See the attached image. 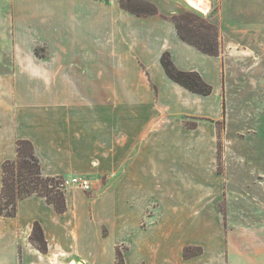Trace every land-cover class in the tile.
<instances>
[{
  "label": "crops",
  "instance_id": "obj_1",
  "mask_svg": "<svg viewBox=\"0 0 264 264\" xmlns=\"http://www.w3.org/2000/svg\"><path fill=\"white\" fill-rule=\"evenodd\" d=\"M178 5L0 0V31L29 48L17 62L33 63L0 76L17 80L13 106L0 105V195L20 140L33 144L44 176L92 183L65 190L62 213L32 195L14 217L0 214V264H117L122 247L125 264H264V184L253 200L234 193L250 188L217 175L216 128L200 120L223 115L222 55L200 49L189 30L198 23L163 17ZM217 5L210 21L228 27ZM164 54L212 93L171 79ZM36 224L46 253L31 241ZM189 246L203 253L186 259Z\"/></svg>",
  "mask_w": 264,
  "mask_h": 264
},
{
  "label": "rangeland",
  "instance_id": "obj_2",
  "mask_svg": "<svg viewBox=\"0 0 264 264\" xmlns=\"http://www.w3.org/2000/svg\"><path fill=\"white\" fill-rule=\"evenodd\" d=\"M177 1L181 13L164 18L183 19L179 20L180 24H184V19L195 25L204 21L213 24L210 17L217 11V1L223 14L229 18L228 27L220 28V24L214 23L217 28V53L222 55L224 62L223 115L218 120H200L211 122L216 128L217 175L233 185L249 186L250 190L234 192L238 195L248 193L247 197L240 195L242 200L256 199L260 191L254 186L264 184V0H205L206 9H210L206 16L200 11L206 9L191 7L189 0ZM133 7L142 10L138 3ZM147 10L151 11L148 7ZM18 44L11 31H0V76L18 70H32V62L16 61V55L28 54L29 49ZM42 65L48 67L50 64ZM16 81L14 78H0V96L5 94L0 97V105L13 106L10 96L15 94ZM197 124V121L193 123L189 120L186 126L195 128ZM189 247L195 254L193 248L196 246ZM123 250L122 247V256Z\"/></svg>",
  "mask_w": 264,
  "mask_h": 264
},
{
  "label": "trees",
  "instance_id": "obj_3",
  "mask_svg": "<svg viewBox=\"0 0 264 264\" xmlns=\"http://www.w3.org/2000/svg\"><path fill=\"white\" fill-rule=\"evenodd\" d=\"M109 3L110 0H102ZM124 4V3H123ZM125 5V4H124ZM205 29V32H201ZM194 32L197 45L204 52L216 55L217 46V28L215 25L204 21L198 23L195 28H189ZM212 32V33H211ZM212 38V40H211ZM163 66L171 79L179 83L186 89L201 95H210L212 88L207 85L197 73H187L177 70L169 54L162 57ZM60 177H46L42 172V165L33 144L27 140L17 142V158L13 161H7L3 165V189L0 195V214L14 217L17 213V203L20 199L38 195L47 199L55 206L58 212H64L66 209L65 194L58 189ZM31 241L43 253L48 251V243L44 237L43 230L39 224H36L31 236ZM187 247L184 252L186 259L198 256L203 253V248L195 247L194 254ZM121 248L118 249L117 264H124L122 261Z\"/></svg>",
  "mask_w": 264,
  "mask_h": 264
},
{
  "label": "built area",
  "instance_id": "obj_4",
  "mask_svg": "<svg viewBox=\"0 0 264 264\" xmlns=\"http://www.w3.org/2000/svg\"><path fill=\"white\" fill-rule=\"evenodd\" d=\"M197 9V8H196ZM200 10V9H198ZM203 15H207L210 12V9L200 10ZM60 179V184L58 189L60 190H67L70 187H76L82 189L86 192H90L92 190V183L88 178L85 177H65L63 176Z\"/></svg>",
  "mask_w": 264,
  "mask_h": 264
},
{
  "label": "bare ground",
  "instance_id": "obj_5",
  "mask_svg": "<svg viewBox=\"0 0 264 264\" xmlns=\"http://www.w3.org/2000/svg\"><path fill=\"white\" fill-rule=\"evenodd\" d=\"M188 2L190 3L191 6H193L195 8H198V9H206V8H208L206 3H205V0H197V1L189 0Z\"/></svg>",
  "mask_w": 264,
  "mask_h": 264
}]
</instances>
